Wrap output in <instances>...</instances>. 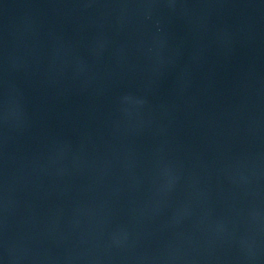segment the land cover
Returning a JSON list of instances; mask_svg holds the SVG:
<instances>
[{"label": "water", "instance_id": "obj_1", "mask_svg": "<svg viewBox=\"0 0 264 264\" xmlns=\"http://www.w3.org/2000/svg\"><path fill=\"white\" fill-rule=\"evenodd\" d=\"M0 264H264V0H0Z\"/></svg>", "mask_w": 264, "mask_h": 264}]
</instances>
